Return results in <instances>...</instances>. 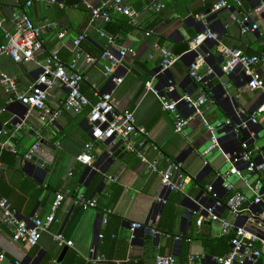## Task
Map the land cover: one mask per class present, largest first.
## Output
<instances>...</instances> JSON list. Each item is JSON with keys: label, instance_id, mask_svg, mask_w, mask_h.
Masks as SVG:
<instances>
[{"label": "crops", "instance_id": "1", "mask_svg": "<svg viewBox=\"0 0 264 264\" xmlns=\"http://www.w3.org/2000/svg\"><path fill=\"white\" fill-rule=\"evenodd\" d=\"M2 1L4 25L0 29V46L5 42V31H18L20 20L17 16L23 9L44 30V51L34 61L17 64L7 55L0 56V75L13 77L22 93H27L38 79L41 64L52 51H58L65 63L73 60L74 42L79 35H87L81 50L93 57L110 51L120 58L122 50H133L108 76V60L100 59L95 64L80 61L85 77L83 93L94 104L95 91H113L120 109L134 111L138 123L151 132L161 150L182 164L186 183L185 193L166 191L158 175L149 174L134 154L124 150L120 159L115 158L108 164L103 159L108 150L106 143L91 138L90 109L81 114L63 111L68 93L65 87H56L50 92L44 113L26 110L20 102L12 101L13 95L6 87H0V130L6 132L0 135V196L10 202L18 221L31 225L35 218L45 219L51 214L58 193H66L69 197L85 195L98 201L97 208L83 210L72 200H64L56 211L50 233H44L35 247L15 242L13 226L0 224V251L5 254L0 264H156L159 255H173L176 264H218L217 258L230 252V241L222 235L217 222L198 226L200 216L194 211L197 202L212 204L216 199L222 202L229 199L233 191L218 177L230 171L232 162L222 151L216 150L206 157L208 166L204 168L203 151L210 144V135L203 119L200 116L192 118L184 132L176 134L173 117L162 110L159 99L147 90V83L151 82L160 92L166 93L173 81L177 88L173 98L185 94L197 97L202 91L211 93L212 101L203 108L211 124L231 121L235 125L239 122L237 109H242L244 119L249 120L263 104L264 94L249 89L248 77L241 68L229 74L222 72L224 59L219 45L260 56L262 59L256 70L264 80V14L253 15V23L259 25L254 33L243 34L237 21L232 19L234 14L242 16L257 10L264 5V0H240L243 7H238L237 0H229L232 10L217 13L212 12L214 0H123L137 16L132 19L112 11L110 23L93 20L87 7H98L108 0H84L81 5L73 0H57L56 3L31 0L33 5L28 9L26 3L30 0ZM158 3L164 5V10L149 9ZM206 28L219 35L220 43L208 41L205 44L200 74L205 76L207 84L203 85L190 76V68L197 60L194 52L190 53V43ZM100 31L118 34L120 38L111 46ZM63 32L65 36L60 38ZM161 47L181 56L165 74L160 73ZM115 79L123 80L117 85ZM180 110L185 116L192 114L183 106ZM56 115L52 122L50 117ZM17 124H22L18 131ZM233 125L219 132L225 151L238 149L253 132V158L264 160V114L259 117L258 124L235 135L231 129ZM43 140L57 147L54 157L44 151L52 158L51 168L44 171L37 166L24 167L25 155ZM92 141L93 165L97 163L98 171L95 177L89 178L85 174L89 166L79 162L78 156L86 143ZM5 142L11 145L2 147ZM155 156L150 152L151 158ZM242 176L251 182L257 180V176L244 171L241 175H229L227 180L235 190L244 191L251 198L253 194ZM209 185L214 186L217 198L213 194L204 197ZM262 190L264 194V184ZM110 210H113L111 215ZM221 215L237 224L227 211H222ZM106 218L108 222L104 224ZM133 223H141L143 228L134 232ZM153 229L160 233L154 234ZM58 233L74 243L61 262L59 259L66 246L59 247L55 242L54 235ZM92 249L95 255L91 254ZM95 257H103L104 261L93 262ZM257 264H264V260Z\"/></svg>", "mask_w": 264, "mask_h": 264}, {"label": "built area", "instance_id": "2", "mask_svg": "<svg viewBox=\"0 0 264 264\" xmlns=\"http://www.w3.org/2000/svg\"><path fill=\"white\" fill-rule=\"evenodd\" d=\"M37 2L43 0H35ZM50 3H56L57 0H50ZM238 7H243L240 0L236 1ZM33 1L26 3V8H30ZM91 11L92 19H102L105 23L112 21L111 12H116L129 18H135L137 13L129 6L124 4L123 0H108L98 7L87 5ZM164 5L158 3L152 5L149 9L161 12ZM223 10H232L229 0H214L212 12L217 13ZM264 14V5L257 10L249 11L242 16L234 14L232 19L237 21L243 34L256 32L259 28L258 23H253L254 14ZM3 1L0 0V29L3 28ZM204 18V16H201ZM20 20L19 29L15 33L5 31V42L0 46V56L7 55L17 64H28L34 61L40 53L44 51V42L42 40L43 28L36 25L25 9L17 16ZM102 37L107 38L109 45H115L120 35H109L104 31H100ZM150 34V33H149ZM148 34V35H149ZM65 33H60L63 38ZM87 37L86 34L79 35L74 42L75 56L70 63L63 62L58 51H52L42 62L40 67V75L35 83L31 86L27 93H22L17 87V83L13 77L7 74L0 75V87H6L12 93V101L20 102L28 107L31 111H40L44 113L47 107V101L50 92L56 87H65L68 91L67 97L63 103V111H69L75 114L83 113L87 108L90 109L88 117V125L90 128L91 138L95 142L107 143L112 146L121 145V148L127 153L134 154L147 169L149 174H156L160 178L163 189L168 192L185 193L186 176L183 173L182 164L173 160L165 154L161 148L153 141L151 132L140 125L137 121L134 111L130 109H120L119 102L114 96V92L100 93L95 91L96 102L93 104L83 93L82 87L85 77L80 69V61L85 60L88 64H95L98 60L104 59L109 61L106 66V75H110L114 66L121 63L131 49H124L120 53V58L105 51L100 57H93L81 50V43ZM219 42V35L206 28L199 33L190 43V53L197 51L206 42ZM219 52L224 59L222 72L229 74L237 68H241L248 77L249 89L252 91H261L264 94V80L256 70V66L260 63L261 57L258 55H247L240 49H233L220 43ZM161 68L160 73H167L179 60L181 56L176 55L167 47L160 48ZM204 55V54H203ZM195 63L190 68V76L198 83L206 85L204 75L200 74L201 66L204 64L202 55H199ZM212 75L213 71L210 70ZM123 79H115V84L119 85ZM147 90L153 93L160 101L162 110L169 113L173 117L174 132L181 134L187 128L189 121L200 116L204 121L206 131L210 135V144L203 151L204 168L208 166L206 157L216 150L222 151L223 155L232 162L230 171L225 175H219V180H223L226 188L233 191L226 202L216 199L212 204L204 201L197 202L195 215H199L198 226H202L207 222H217L221 226L222 235L230 238L231 250L224 256L218 257V264H257L260 260H264V160L256 161L253 158L251 149V141L255 138L253 132L250 139L242 142L236 150L225 151L219 138V132L227 126L233 125L231 121L211 124L204 112V106L212 101L211 93L202 91L197 97L185 94L180 97L173 98L176 93V85L170 82L166 93L160 92L151 82L147 83ZM0 89V94H1ZM180 106L191 111L190 116H185L180 110ZM61 113V112H60ZM236 113L239 122L231 127L232 133L238 134L243 130H248L251 125L259 123V117L264 114V102L254 111L249 120L244 119V111L237 109ZM59 114V113H58ZM57 114V115H58ZM56 116L50 117L54 122ZM22 124L15 126L16 130H20ZM4 130H0V135L5 134ZM93 141L85 145L84 151L78 156V161L93 166ZM11 143L5 142L2 147H9ZM39 143L35 144L25 155L24 160L30 159L38 150ZM150 152L156 154L154 158L150 157ZM164 163V166L162 165ZM2 165L0 163V173ZM242 171L248 175L257 176L255 182H251L248 178H243L244 184L251 191L253 196L250 198L244 191L235 190L234 186L228 182L229 175H241ZM115 181L114 177H109ZM215 189L213 185L206 188L204 197L208 198L209 194H213L215 198ZM66 199L72 200L75 206L83 209H95L98 201L94 197H86L85 195H76L69 197L66 193H58L53 204L52 212L45 219L35 218L31 225L20 222L17 219L16 212L6 198L0 197V224H9L13 226V240L19 243H25L30 247L38 245L44 233H50L52 224L56 219V211ZM163 204L166 201L161 199ZM222 211H227L237 224L231 223L227 218L221 215ZM113 214V210L109 211V215ZM108 219H104V224ZM131 228L134 232L143 228L141 223H133ZM154 234L160 232L153 229ZM100 235V238H103ZM179 237L177 238V240ZM54 240L59 247H73L74 243L68 240L63 233L54 235ZM91 254L95 255V249L91 250ZM5 259V254L0 251V260ZM93 262H103V257H95ZM156 264H176L173 255H159L156 258Z\"/></svg>", "mask_w": 264, "mask_h": 264}, {"label": "water", "instance_id": "3", "mask_svg": "<svg viewBox=\"0 0 264 264\" xmlns=\"http://www.w3.org/2000/svg\"><path fill=\"white\" fill-rule=\"evenodd\" d=\"M205 44L201 48H199L197 51H194L193 54L196 56V58L199 55H202L206 52ZM22 107H24L26 110L28 109V107L26 106H22ZM38 143H39L38 150L32 155L30 159L25 160L24 167H36L37 166L41 168L42 170L47 171L51 168L52 158L49 155H45V152L46 153L49 152V154L52 157H54L56 155L57 147L44 140ZM106 145L108 147V150L104 153L103 159H105L108 164H112L115 158H119V159L121 158L123 149L121 148L120 144H118L117 146H112L110 142H107ZM97 171H98V166L96 163L93 166H89L85 174L88 175L89 178H93L97 175ZM68 249L69 247L64 248L63 253L60 256L59 262L62 261Z\"/></svg>", "mask_w": 264, "mask_h": 264}, {"label": "trees", "instance_id": "4", "mask_svg": "<svg viewBox=\"0 0 264 264\" xmlns=\"http://www.w3.org/2000/svg\"><path fill=\"white\" fill-rule=\"evenodd\" d=\"M76 2H77L78 4H80V5H81V4H84V0H73V3H76ZM71 3H72V1H71ZM77 3H76V4H77ZM0 197H1V196H0ZM227 239L230 241V238H229V237H227Z\"/></svg>", "mask_w": 264, "mask_h": 264}]
</instances>
